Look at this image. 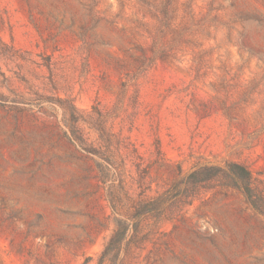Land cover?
Returning <instances> with one entry per match:
<instances>
[{"label":"rangeland","instance_id":"374dc122","mask_svg":"<svg viewBox=\"0 0 264 264\" xmlns=\"http://www.w3.org/2000/svg\"><path fill=\"white\" fill-rule=\"evenodd\" d=\"M227 162L264 198V0H0V264H96L116 218L119 264H264L238 189L178 184Z\"/></svg>","mask_w":264,"mask_h":264},{"label":"trees","instance_id":"16d2710c","mask_svg":"<svg viewBox=\"0 0 264 264\" xmlns=\"http://www.w3.org/2000/svg\"><path fill=\"white\" fill-rule=\"evenodd\" d=\"M220 176L223 177L230 186L235 187L241 192L246 203L252 210L264 217V198L254 187V179L251 172L239 163L227 162L223 167L202 166L195 168L187 176L178 181V184L185 183V186L195 189ZM161 199L162 198L159 197L155 201L147 202V204L138 211L136 218L156 212L160 206ZM130 222L131 221L126 219L116 218L112 235L98 256L96 264L120 263L121 254L129 247L131 240V238H129L130 234L132 231L135 233L137 232V223L133 228Z\"/></svg>","mask_w":264,"mask_h":264}]
</instances>
